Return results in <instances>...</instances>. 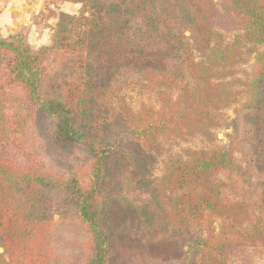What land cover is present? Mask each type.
Instances as JSON below:
<instances>
[{
	"label": "trees",
	"instance_id": "trees-1",
	"mask_svg": "<svg viewBox=\"0 0 264 264\" xmlns=\"http://www.w3.org/2000/svg\"><path fill=\"white\" fill-rule=\"evenodd\" d=\"M61 1L82 7L49 45L0 33V264H264V0ZM240 101L228 145L154 176L165 142L214 143Z\"/></svg>",
	"mask_w": 264,
	"mask_h": 264
},
{
	"label": "rangeland",
	"instance_id": "rangeland-1",
	"mask_svg": "<svg viewBox=\"0 0 264 264\" xmlns=\"http://www.w3.org/2000/svg\"><path fill=\"white\" fill-rule=\"evenodd\" d=\"M36 3L38 10L37 15H32V21L36 25L35 29L30 26H25L21 31L25 32L27 40L33 49H38L41 46L49 45L51 43L53 28L55 27L59 14L66 12L70 14H78L82 5L73 1H61V0H31ZM44 8V10L42 9ZM41 9V10H39ZM0 33L2 34L1 30ZM17 33V32H16ZM11 34H2L4 37H8ZM235 32L227 31L228 39L234 38ZM255 63V56H251L248 59L246 65H243L242 70L247 73L252 71V67ZM125 96L130 105L137 109L141 102H156V91L142 86H129L123 88L120 92ZM244 98L241 99L243 101ZM239 103L233 104L231 107L223 110L221 126L216 129L217 139L214 143L205 140L204 138L197 136L186 140L172 139L165 142V154L159 158L158 162L154 165L153 173L155 177H160L163 173L165 163L171 158L176 156H186V150L188 149H209L214 146L228 145L233 135L232 120L235 117V110L241 105ZM39 152L41 155V163L51 171L58 174H66L68 166L73 162V156L56 149L46 143L44 138H41L39 143ZM241 158L240 153H236ZM61 214L56 213L54 218L57 221H61ZM63 220L61 223H64ZM3 251V249H0Z\"/></svg>",
	"mask_w": 264,
	"mask_h": 264
},
{
	"label": "crops",
	"instance_id": "crops-1",
	"mask_svg": "<svg viewBox=\"0 0 264 264\" xmlns=\"http://www.w3.org/2000/svg\"><path fill=\"white\" fill-rule=\"evenodd\" d=\"M37 6L31 0H0V30L2 34L19 32L26 25L31 26L34 30L36 25L32 21V15H37ZM42 9L44 10V8Z\"/></svg>",
	"mask_w": 264,
	"mask_h": 264
}]
</instances>
